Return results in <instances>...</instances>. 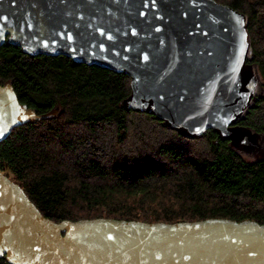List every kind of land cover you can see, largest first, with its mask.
<instances>
[{"label":"water","instance_id":"1","mask_svg":"<svg viewBox=\"0 0 264 264\" xmlns=\"http://www.w3.org/2000/svg\"><path fill=\"white\" fill-rule=\"evenodd\" d=\"M246 23L214 0H0V48L123 73L127 111L153 115L188 138L213 130L238 151L262 135L238 125L259 79L248 64ZM55 114L36 115L0 85V142ZM0 257L10 264H264V224L54 223L0 170Z\"/></svg>","mask_w":264,"mask_h":264},{"label":"trees","instance_id":"2","mask_svg":"<svg viewBox=\"0 0 264 264\" xmlns=\"http://www.w3.org/2000/svg\"><path fill=\"white\" fill-rule=\"evenodd\" d=\"M244 14L260 92L238 125L264 135V0H214ZM36 115L0 142V170L43 217L145 223L225 219L264 224V158L248 160L209 130L182 136L127 111L130 78L66 56L0 48V85ZM0 264H10L0 257Z\"/></svg>","mask_w":264,"mask_h":264},{"label":"rangeland","instance_id":"3","mask_svg":"<svg viewBox=\"0 0 264 264\" xmlns=\"http://www.w3.org/2000/svg\"><path fill=\"white\" fill-rule=\"evenodd\" d=\"M257 76V74L254 72ZM260 92L259 88V79H258V88L256 93ZM249 142L251 143V148H240L238 152L248 160H257L264 158V135L259 136H250Z\"/></svg>","mask_w":264,"mask_h":264}]
</instances>
